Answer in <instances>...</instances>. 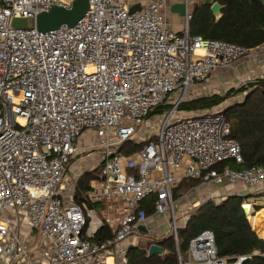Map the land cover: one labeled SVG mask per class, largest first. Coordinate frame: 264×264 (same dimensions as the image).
<instances>
[{"label": "built area", "instance_id": "2783aa9c", "mask_svg": "<svg viewBox=\"0 0 264 264\" xmlns=\"http://www.w3.org/2000/svg\"><path fill=\"white\" fill-rule=\"evenodd\" d=\"M74 1L0 0V264H129L123 242L146 222L140 204L153 194L155 211L172 215L178 264H229L211 230L181 250L173 190L184 178L259 186L264 166L220 168L244 163L223 111L175 115L194 85L214 71L245 58L264 69V45L249 49L193 35L189 0L182 32L166 21L169 0L133 12L116 0H89L72 27L43 32L11 26L14 17L35 19ZM174 93L175 102L168 103ZM165 103L172 108L157 132L141 137L143 122ZM89 129L103 150L102 169L82 203L68 202L66 173ZM129 142L143 146L127 155ZM115 200L121 211L104 220L88 206ZM208 201L215 202L204 197L192 206ZM247 207L253 214V205L243 203ZM104 225L113 236L93 241Z\"/></svg>", "mask_w": 264, "mask_h": 264}, {"label": "trees", "instance_id": "16d2710c", "mask_svg": "<svg viewBox=\"0 0 264 264\" xmlns=\"http://www.w3.org/2000/svg\"><path fill=\"white\" fill-rule=\"evenodd\" d=\"M223 5L222 16L216 18L210 5L198 6L193 11L190 22L191 33L204 39H217L235 43L249 49L264 45V3L250 0H215ZM246 93L245 99L224 112L230 123V136L241 144L243 164H235L234 169L252 166H264V78L248 81L239 88H232L226 94H212L184 101L179 110L202 111L219 106L233 95ZM172 106L168 103L158 106L149 114H163ZM133 143V144H132ZM132 152L140 149L143 143L129 142ZM129 150L126 154H130ZM225 162L223 165L226 166ZM99 178L97 169L80 178L75 193V202L81 203L90 189V182ZM201 179L184 178L173 190L174 200L179 192L201 184ZM158 196L153 194L144 199L140 208L148 215L155 209ZM242 196H229L221 202L208 201L189 213L186 226L178 230L180 248L188 249L189 242L203 230H211L215 235L218 254L226 258L229 264L244 257L240 264H264V239L253 229L249 215L243 208ZM94 206L93 203H89ZM253 220L252 218H250ZM253 226L256 221L253 220ZM263 235V232L260 231ZM112 237L106 226H102L94 236L97 242ZM93 240V241H94ZM168 254L148 256L143 249L128 250L129 262L132 264H178V256L173 239L166 242Z\"/></svg>", "mask_w": 264, "mask_h": 264}, {"label": "crops", "instance_id": "0c3cea01", "mask_svg": "<svg viewBox=\"0 0 264 264\" xmlns=\"http://www.w3.org/2000/svg\"><path fill=\"white\" fill-rule=\"evenodd\" d=\"M116 1L126 4L130 10L137 11L145 7L149 2L155 0ZM185 1L186 0H169L168 7L164 11L169 27L177 32H182L184 29L185 15L181 16L179 13L172 11L171 8L174 4L185 3ZM201 5H203V0H189L188 10L193 13V11ZM263 72V67L258 66L251 58H245L231 67L214 71L203 86H194L193 93H196V95L201 93V95L207 96V93H210L208 92L210 87H239L246 81L262 78ZM94 139H96V142L94 145H91V142L93 143ZM99 143L100 141L96 132H93L90 129L84 131L80 136L78 141V154L73 158L74 161L72 160L66 173L63 195L68 202H75L74 196L80 178L86 173L95 170L100 164H102V154L93 153V149L97 147V145L100 146ZM96 180L97 179H93L90 182V189ZM179 183L175 188L178 187ZM179 195L180 196L177 197L175 201L180 202L179 206L184 211V215H182L181 219H176V224L180 222L178 224V230L186 226L189 219V213L194 209L192 206L194 202H197L204 197H213L215 202L219 203L229 196H242L244 198L243 203H251L253 205L254 213L253 215L250 214L249 217L256 221V226H253L254 222L251 219L250 223L257 234L264 239V183L259 186H250L242 182L236 184H219L215 181H209L206 183L202 182L201 184L190 187L187 190H182L179 192ZM88 206L94 208L97 216L104 220L106 217L113 216L120 212L122 203L121 200H115L111 202H99L95 203L94 206ZM247 209L250 210L251 208L247 207ZM104 226L108 228L110 235L112 233L113 236L114 233L112 228L108 225ZM141 226H144L147 231L139 229L137 234L129 237L123 242V245L127 247L128 250L132 248L143 249L149 256V247L151 244L158 243L165 248L167 244L166 242L171 239L175 242L177 249V244L173 236V219L170 212L158 213L154 209L148 214L146 222ZM260 231L263 232V235L260 234ZM143 239L150 242L148 247L142 245ZM115 263L120 264L118 260H115ZM129 264L132 263L129 262Z\"/></svg>", "mask_w": 264, "mask_h": 264}, {"label": "water", "instance_id": "95a60500", "mask_svg": "<svg viewBox=\"0 0 264 264\" xmlns=\"http://www.w3.org/2000/svg\"><path fill=\"white\" fill-rule=\"evenodd\" d=\"M250 1L264 3V0ZM203 4L211 6L212 12L216 18H220L222 16L223 5L219 2L215 0H203ZM88 9L89 0H75L72 7L69 9L54 6L50 11L40 13L35 19L32 17H14L11 21V26L15 29H30L36 27L39 31L43 32L58 29L62 25L72 27L85 15ZM171 10L179 13L181 16H184L186 12V4H174ZM131 11L133 12L134 10ZM245 211L247 214L249 213L247 208H245ZM139 229L147 231L144 226H140ZM158 254H168V251H166L165 248L158 243L151 244L149 247V256Z\"/></svg>", "mask_w": 264, "mask_h": 264}, {"label": "rangeland", "instance_id": "374dc122", "mask_svg": "<svg viewBox=\"0 0 264 264\" xmlns=\"http://www.w3.org/2000/svg\"><path fill=\"white\" fill-rule=\"evenodd\" d=\"M207 81L202 82V83H197L194 86H200V85L203 86ZM247 82L248 81L244 82V84L247 83ZM239 87L236 86L234 88H239ZM232 88L233 87H228V86L223 87V88H220V87H210V89L208 91L210 93H207L208 94L207 96H210L212 94H222V95H224V94H226L227 91H229ZM245 95H246V93L233 95L232 97H230L229 99H227L225 102H223L219 106H216V107L212 108L211 110L225 112L226 110H228L232 106H235V105L241 103L245 99ZM176 96H177L176 93L172 94L170 96L169 100H168V103H174ZM201 96H205V95H201V93H198V95H196V93H193V94H191V96L189 97V99L195 98V97H201ZM152 112H154V111H152ZM165 112H167V111H165ZM196 112L197 111L188 112V111L178 110L177 113H176V115H175V118L176 119H181V118H184V117H186L188 115L195 114ZM162 116H163V114H153L149 118H147V120H145L143 122L142 126L140 127V129H141V134H140L141 137L147 139V138H150L152 134H155L157 132V130H158L159 122H160ZM90 130H92L94 132V129H90ZM93 141L94 142L93 143L91 142V145H94V143L96 142V139H94ZM132 144H129L124 149V153L125 154H126V152L128 150H129V152H132L131 151L132 150L131 148L133 147ZM99 145H100V143H99ZM93 153H101V154H103L102 147L97 145V147H95L93 149ZM132 153H130V154H132ZM130 154H128V155H130ZM72 160L74 161V159H72ZM72 160H71V162H72ZM226 165L229 166L230 168H234L235 167V163L232 162V161L227 162ZM96 169L100 173V171L102 169V164H100ZM174 202H175V215H176V219H181L182 215H184V211L180 208V206H179V203L180 202L179 201H175L174 200ZM251 215H253V214H251ZM249 220H250V218H249ZM178 224H177V227H178ZM142 241H143L142 242V245L143 246L148 247L150 245V242L148 240L143 239ZM183 252H186V251H183Z\"/></svg>", "mask_w": 264, "mask_h": 264}]
</instances>
